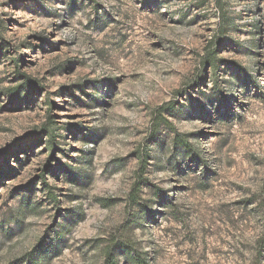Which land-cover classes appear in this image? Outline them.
<instances>
[{
  "label": "rangeland",
  "instance_id": "1",
  "mask_svg": "<svg viewBox=\"0 0 264 264\" xmlns=\"http://www.w3.org/2000/svg\"><path fill=\"white\" fill-rule=\"evenodd\" d=\"M108 252L264 264V0H0V264Z\"/></svg>",
  "mask_w": 264,
  "mask_h": 264
},
{
  "label": "trees",
  "instance_id": "2",
  "mask_svg": "<svg viewBox=\"0 0 264 264\" xmlns=\"http://www.w3.org/2000/svg\"><path fill=\"white\" fill-rule=\"evenodd\" d=\"M210 53H208L206 60H205V64L204 66H208L209 69L213 70L214 73L216 72V62L212 61V58L214 56V54H216L215 52V48H212V50L209 51ZM199 82L202 84V82H204V79L199 78ZM164 109L161 108L160 111H163ZM183 145H188V142L186 143L185 140H182ZM53 156H51V158L48 160V163L45 167V170L40 174V180H42L44 182V184H47V180H46V175L47 173L51 172L52 170V164H51V160H52ZM142 163H144V160H141ZM104 264H118L117 260L108 252L106 253V258H105V262ZM137 264H148V262H140L138 261Z\"/></svg>",
  "mask_w": 264,
  "mask_h": 264
}]
</instances>
